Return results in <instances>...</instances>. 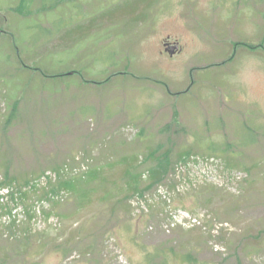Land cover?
Instances as JSON below:
<instances>
[{"label": "rangeland", "instance_id": "rangeland-1", "mask_svg": "<svg viewBox=\"0 0 264 264\" xmlns=\"http://www.w3.org/2000/svg\"><path fill=\"white\" fill-rule=\"evenodd\" d=\"M0 264H264V0H0Z\"/></svg>", "mask_w": 264, "mask_h": 264}, {"label": "crops", "instance_id": "crops-1", "mask_svg": "<svg viewBox=\"0 0 264 264\" xmlns=\"http://www.w3.org/2000/svg\"><path fill=\"white\" fill-rule=\"evenodd\" d=\"M103 24H100V26H102ZM106 24H107V26H111L109 23H106ZM124 75L126 77L125 79H127L128 77H130V75L132 76L133 73L132 72H126V73H124ZM138 79L140 80L141 77L138 76ZM127 86H129L128 92L131 95H132V92H137V91H133V90H135V88H141L140 86L136 87L135 85H127ZM125 87L126 86H124V89H125ZM110 122L116 123V122H118V120H117V118H114ZM133 156H134V154H132L131 156L130 155L128 156L127 153L122 154V155H120V157L118 159H114L113 162L109 161L107 163H104L103 164L104 166H102V165L95 166L93 171H101V170H120V171H126V172L128 170L135 171L138 167V162L136 160V162L133 164V161H132Z\"/></svg>", "mask_w": 264, "mask_h": 264}, {"label": "trees", "instance_id": "trees-1", "mask_svg": "<svg viewBox=\"0 0 264 264\" xmlns=\"http://www.w3.org/2000/svg\"><path fill=\"white\" fill-rule=\"evenodd\" d=\"M169 155H170V151L166 152V155H165L166 159L169 158ZM154 156H155V161H157L156 158L158 156V153H154ZM166 164H167V162L166 161L163 162V160H160V162L156 164L155 170L153 171L154 173L151 174V178H153L152 181L158 182V181H160L163 178V175L165 173V169L164 168H165ZM91 173H92L91 177L93 178V176H95L94 175L95 171L91 170L88 173V175L91 174ZM126 173H127L126 174L127 177H129V179H128L127 183H126V186L130 187V190L135 189V191H137V190L139 191V187H140V184H141V175L139 173L134 172V171L132 173V170H128ZM58 174L62 175L61 173H58ZM72 186H73L72 184L67 185V186L65 185V187L67 188L68 192H70L72 190Z\"/></svg>", "mask_w": 264, "mask_h": 264}, {"label": "flooded vegetation", "instance_id": "flooded-vegetation-1", "mask_svg": "<svg viewBox=\"0 0 264 264\" xmlns=\"http://www.w3.org/2000/svg\"><path fill=\"white\" fill-rule=\"evenodd\" d=\"M176 44H178V43L172 42V40H170V38L165 39L164 42H163V46H164L165 50L171 48V45H176ZM179 50H180V47H179Z\"/></svg>", "mask_w": 264, "mask_h": 264}, {"label": "water", "instance_id": "water-1", "mask_svg": "<svg viewBox=\"0 0 264 264\" xmlns=\"http://www.w3.org/2000/svg\"><path fill=\"white\" fill-rule=\"evenodd\" d=\"M178 50H179V46H178V45H174V46H171V48L166 49V51H167L171 56H173Z\"/></svg>", "mask_w": 264, "mask_h": 264}]
</instances>
